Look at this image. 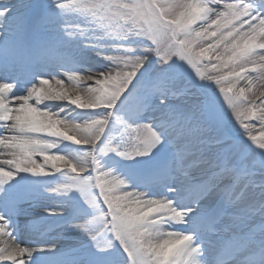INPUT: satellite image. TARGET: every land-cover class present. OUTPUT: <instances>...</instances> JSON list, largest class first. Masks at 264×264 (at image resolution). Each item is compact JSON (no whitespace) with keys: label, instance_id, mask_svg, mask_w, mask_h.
Masks as SVG:
<instances>
[{"label":"snow or ice","instance_id":"obj_1","mask_svg":"<svg viewBox=\"0 0 264 264\" xmlns=\"http://www.w3.org/2000/svg\"><path fill=\"white\" fill-rule=\"evenodd\" d=\"M53 2L91 18L83 27L65 22L68 37L88 35L98 40L102 36H96L95 29H102L103 36L133 34L150 41L152 46L144 50L159 57L162 72L157 79L137 84L142 91L138 103L143 110L155 96L166 108L158 123H125L126 141L101 145L111 111L75 122L41 107L47 100H65L81 109H113L148 59L130 49L108 56L114 62L109 70L69 74L70 80L83 85L79 88L69 90L62 79L40 77L25 94L10 95L13 83H0V121L7 129L0 135V148L9 157L0 161L7 165L0 166V185L18 172L70 173V182L54 190L76 188L89 205L102 204L99 219L106 222L130 264H264V0ZM56 19L47 9H34L29 0H6L0 3V46L16 55L27 46V30L40 32ZM180 61L198 80L215 82L229 111L203 95L186 110L168 103L170 97L193 95L196 88L194 82L181 83L183 71L169 73L163 68ZM58 139L88 150L74 162L50 151ZM165 141L171 153L160 179L166 186L178 183V188L167 191L177 192L183 207L168 196L126 190L124 180L101 164V154L150 156ZM189 222L195 231L162 227ZM78 227L89 231L88 223ZM197 233L200 241L194 245ZM89 234L98 250L112 246L111 241L101 242L96 234ZM3 236L11 242H0V264H27L25 257L30 258L35 249L16 243L0 224Z\"/></svg>","mask_w":264,"mask_h":264},{"label":"rangeland","instance_id":"obj_2","mask_svg":"<svg viewBox=\"0 0 264 264\" xmlns=\"http://www.w3.org/2000/svg\"><path fill=\"white\" fill-rule=\"evenodd\" d=\"M6 0H0V3H5ZM34 9H47L52 14H55L58 19L63 21L62 27L65 24V22L69 24H80L81 27L86 26L91 18L87 16L86 14H83L79 10L75 9H60L56 6H53L52 3L49 0H36L35 3L32 5ZM91 31V29H90ZM54 35L57 37L58 35L61 37L65 36V29L63 27L62 31H53ZM96 36L102 38L100 39H95L94 37H90L88 35L82 36L84 38V41L80 45L81 48H86L85 50L86 53H84V49H81V51L76 47V44L74 40L68 39L66 40L63 44H69V46H66L68 48H61V51L59 50V46L54 45V43L49 42V46H54L57 47L59 52L64 54L68 49L75 51V54L79 53L82 57L78 61V64H86V65H94L95 68L91 70L92 73H99L103 72L106 70H109L110 68L114 67V62L110 59H108V56L112 55H121L124 54L126 51L129 49L134 55H140V56H147L148 59L145 61L144 66L140 69L138 76L140 75V72L146 68L150 67L152 58L154 57V54L146 52L144 49L145 47H150L151 42L148 41L144 37L136 36L133 34H129L127 38H119L116 36L108 35V36H103V30L102 29H95ZM102 45L103 47H100ZM48 46V47H49ZM98 53H103V55H99ZM55 68L59 71V74L47 76V78H58L62 79L64 81V85L66 88L69 90L73 88H79L82 87L83 85L77 84L76 81L70 80L69 79V74L73 73V71H70L69 69L71 67L65 65V64H55ZM164 69H168L169 73H173L177 70L183 71L185 76H184V81L181 83L185 82V78L188 80L186 82H194L196 84V88L192 89L191 91L194 93L191 96L188 97H180V98H175V97H170L168 103L171 104L174 107L182 108V109H187L192 105V103L200 98L201 95L206 96L214 101L217 107L223 109L225 112L229 111L222 101V97H220L218 93V86L215 84L214 81L210 80H198L192 70L184 64V62H175L172 65H164ZM150 69V68H149ZM162 72V66L157 62L156 68L151 72L152 76H159ZM91 74V73H90ZM136 77V79H137ZM136 79L132 82V85L136 81ZM143 79H141L140 82H142ZM92 81L86 82V84H90ZM139 83V82H138ZM137 83V84H138ZM38 84V83H35ZM137 84L135 86V89H138L139 92H142L140 88L137 87ZM243 84V82H242ZM132 85L130 87H132ZM141 95V94H140ZM139 94L133 93L132 97H140ZM131 96H127L125 99L121 100L119 103L116 104L114 109H107V108H97V109H81L78 108L75 105H72L68 103L70 108L75 109L78 114L75 116L79 115L81 117L86 116L85 119L80 120L79 118H75V116L68 118V121H75V122H82L87 119L94 118L99 115H103L109 111L113 113V117H109V122L106 126L105 133L102 137V142H108L109 140L112 141L113 144H119L116 142V138L113 137V131L114 129H119L118 127H123L122 132L125 127V123L130 125L131 122V117L129 116V113L126 114H120L116 116V113H122L121 111H124V109H138V105H140L138 102L133 101L134 98ZM126 99L128 101L126 102ZM151 104L143 108L141 112H139V115L143 114L142 116H147V112H149V119H155V121L158 123L159 120L161 119V113L165 111L166 105H162L159 103V100L157 97L153 96L151 99ZM118 102V101H117ZM61 116V115H60ZM64 118L63 116H61ZM66 119V118H65ZM234 123V122H233ZM257 128L259 127V124L257 123ZM115 129V130H116ZM235 134V133H233ZM126 137V135H125ZM48 139H57V138H51L47 137ZM70 141L58 139L57 143L54 148L50 149V151L53 152H58L61 154H64L68 156L70 159H73L74 162H79L78 157L83 154V152L88 150V146L85 145H77L74 144V146H69ZM166 146V141L164 144L160 145L159 148L154 150L153 154L150 156H137L135 158H127L130 160H135V159H144L146 158L147 161L149 162H155V159H152V157H155L156 159L160 160H165L168 157V151L165 150ZM68 147H71L68 150ZM4 150V149H3ZM5 151V150H4ZM106 157H109L106 154ZM154 155V156H153ZM148 157V158H147ZM103 158V157H101ZM103 161L107 162L110 161V165H102V167L105 170H111L113 171V168H110L112 166V158L109 157L108 159H104ZM148 162V163H149ZM31 173H26V172H18L12 180L6 181L4 184L0 185V201L2 196L6 195L8 196L9 190L12 188V186H17L18 184H22L24 182H28L29 185L34 187V191L32 189V193L34 196L37 197L41 201V203L45 206L44 208H39V210L42 209V211L48 212V213H54L57 214H64L68 210L75 208L78 211L77 212H84V213H90V212H95V214L91 215H82L76 216V221L73 222V224L67 228H65L63 231L61 229H58L57 232H62L61 235H66L70 234L67 238L59 239L60 243H64V246H71V245H78L80 243L85 242L86 235L90 237L89 233L96 234L97 235V240L101 241L103 239V234L106 231L107 234H112L107 230L105 227V221H102L101 223L103 226H100L97 223V220L95 219V215L99 216L101 215L104 211L103 205L102 204H97V205H89L87 203V197L84 193L80 192L79 189L73 188L69 189L68 191H55L58 186L67 184L70 182V173H66L65 171H56V172H51L46 175H33ZM113 175H117V173L112 172ZM51 176V178H48V176ZM37 178H46L49 180H38ZM22 179V180H20ZM52 179V181H50ZM146 190H149L147 187L145 188ZM98 191V190H97ZM96 194V193H95ZM29 204L28 202H26ZM48 209H52L54 211L49 212L47 211ZM58 210V211H55ZM18 212H21V218L30 220L32 219V216L29 215L27 212H29L26 209L19 210ZM33 212H38L34 210ZM34 218V216H33ZM83 223H88L89 225V231L85 232L83 229L79 228V224ZM192 223V222H191ZM101 236L100 238H98ZM88 239V240H89ZM87 240V241H88ZM58 241V242H59ZM86 241V242H87ZM111 242H118L115 240L114 235H112V239L110 240ZM94 243L92 244V247L94 249L96 241H93ZM112 244V243H111ZM193 244L195 245V242L193 241ZM61 245V244H60ZM62 247V245L60 246ZM113 247L116 251H112L114 256H120L124 255L126 257V260L130 262L129 258L127 257L126 253L124 252L122 246L119 243H114ZM97 250V249H96ZM257 259L259 257L257 256ZM126 264V263H125Z\"/></svg>","mask_w":264,"mask_h":264},{"label":"bare ground","instance_id":"obj_3","mask_svg":"<svg viewBox=\"0 0 264 264\" xmlns=\"http://www.w3.org/2000/svg\"><path fill=\"white\" fill-rule=\"evenodd\" d=\"M48 60H49V62H51L52 58L50 57V58H48ZM14 62H16V60H11L8 63H6L5 65H2L0 67V74L2 73L3 70L8 69V67ZM53 65L54 64H50L48 67H51ZM79 68L80 69L77 70L78 73L81 76H84V75L92 73L91 70H93L95 68V66L94 65H92V66L87 65V66H81V67L79 66ZM36 72H37L38 75H41V74L45 73L46 70L37 69ZM0 83H3V82H0ZM26 85L29 86L27 81L25 82V85H14L11 95H23V94H25L27 89H28V87ZM41 107H46L49 110H51L53 112H57L58 114L65 115L66 117L72 116V115H74L76 113L75 109L70 108L69 105H68V102L65 101V100H47L41 105ZM1 122L2 121H0V123ZM6 131H7V129L4 127V125H0V134H2V132L4 133ZM6 158H9V157H7V153L6 152L5 153L0 152V161H3ZM0 166L7 167V165H3V164H0ZM14 222H15L14 225H17V227H21V228L28 225V227L30 229H32V231H34L33 234L35 235L34 236L35 240H41L42 239V240L46 241V243L45 244L42 243L40 245V247H38V246L35 247L34 246L35 243H30V244L24 245L25 247H29V248L35 249V251L32 253V256H33V254H35L36 256H37V254L38 255L41 254V256L45 255L44 257H46V256L50 255L51 253H55V252H58V251H61V250L65 249L66 247H69V246H66V247H61V248L54 249V250H52L53 247H48V245H50V244H47L48 243L47 239L49 240L50 235L42 236V233H41V230H44V228H47L44 224H42V226H39V225H35V224H30L27 221L26 222H19L18 220H14ZM6 227L7 226H5L6 232H8ZM20 232H21V230H19V232H17L19 234L18 238H21L22 242H25L24 241L25 238L22 237ZM10 238L12 240H14L13 237H10ZM0 242L10 243L11 241H10V239L7 236H3V237H0ZM50 242L56 244L55 243L56 241H54V242L50 241ZM23 244H25V243H23ZM54 244H51V245H54ZM0 246H3V243H0ZM41 246H44V247L42 248ZM50 256H52V254ZM55 258L58 259L57 260L58 262L63 260V258L61 256H59V253L55 254ZM200 258L201 257L198 255L197 259H200ZM25 259H27V264H28L29 259L27 257H25ZM37 264H39V262H37Z\"/></svg>","mask_w":264,"mask_h":264}]
</instances>
